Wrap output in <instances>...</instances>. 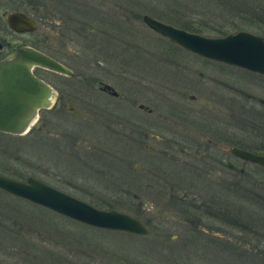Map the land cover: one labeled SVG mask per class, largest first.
<instances>
[{
    "label": "flooded vegetation",
    "instance_id": "flooded-vegetation-1",
    "mask_svg": "<svg viewBox=\"0 0 264 264\" xmlns=\"http://www.w3.org/2000/svg\"><path fill=\"white\" fill-rule=\"evenodd\" d=\"M94 1L96 6H91L90 0H0V60L7 57L16 48L26 46L49 56L70 71V74L66 75L40 67L31 69L33 76L49 85L51 89L50 104L48 107L36 110L30 127L24 133L10 134L0 131V141H3L0 142V176L20 182L27 178H33L99 209H114L133 216L124 210L115 208V205H123L126 208L132 207L131 210L137 215L133 217L146 227L145 223L138 218L146 212L138 191L146 190L147 193L157 195L165 193L164 189H166L167 183L153 181V176L155 174L157 179L159 178L158 174L165 173V165H167L170 152L174 149L176 142L183 143L177 148L181 155L194 156L196 165L204 164L214 171H217L219 166L222 167L223 160L221 157L224 153L232 155L229 152V147H221L217 143L216 139L223 140L224 138L219 133L198 136L194 133H180L179 131L186 130L185 127L176 130L175 119L182 122L179 117L180 112L177 107L168 105L165 101L155 103L150 97L152 85L156 82L154 79L152 80V71L148 67L152 66L155 58L163 62H176L184 53L204 61L212 60L186 51L153 31L142 21V16L145 14L140 17L143 29L156 34L167 47L164 48L163 45L160 53H156V55L147 48L142 49L145 52L143 53L139 45L148 46L149 49L151 47L149 43L146 45L145 32L140 31V36L137 38L145 44L133 42L136 38L135 35L138 36L137 24L134 23L137 13L133 10L123 11L120 5L121 0ZM107 1L112 5H107ZM132 1L138 3L137 0ZM14 14L20 15L19 18L22 22L20 21L16 27L22 30H16L9 24V17ZM263 18L261 17L262 24H264ZM155 19L159 20L158 17ZM161 22L190 33L212 37L238 31L222 32L218 29L214 34L208 35L202 33L201 30H196L209 27L201 21L194 23L188 21V24H196V26L191 25L190 30L183 26L187 23L177 25L170 20ZM258 35L262 36L261 34ZM24 36L29 37L25 38ZM74 41L81 42V47L77 48L78 52L76 53L73 47ZM139 48L140 53L138 52ZM123 56H126L128 60L126 58L124 60ZM66 59L70 61L81 60L82 69H72L64 62ZM138 61L141 63L135 64ZM90 62L93 63L95 71L90 70ZM212 62L221 65V67L229 66L217 61ZM103 64L107 67H103ZM38 70L49 71L52 75L51 82L45 81ZM127 77H132L133 80L127 79ZM189 98L192 97L189 96ZM123 102H126L125 106H123ZM154 107H162L165 112L155 116ZM86 110L91 111L94 115L91 118L93 127L89 123L82 125L79 122L80 120H88L85 118ZM49 116L51 118H48ZM74 131L76 133L82 131V134H75ZM30 133L52 137L53 147L58 153L49 157V163L51 164L50 167H54L55 170L43 169L41 166L35 165V167L32 166L34 172L26 175L23 171V167H25L23 160H20L22 162H18L15 167L10 166L11 158L13 163L18 161L19 157L16 154L21 147L19 143L4 137H8V139L10 137H24L29 136ZM91 140L101 143L100 154L91 151V149H97ZM126 140L130 142V148L125 145L122 146L121 141L126 142ZM189 148H193V153L188 151ZM78 150L85 154L84 161L86 164L85 166L82 164L80 168L70 166L68 158L61 159L59 155V153L66 151L68 156H76ZM13 151L17 153L13 154ZM37 151L42 152L39 149ZM37 156L39 159L42 157L41 155ZM226 166L228 169H232L228 162ZM93 173L101 176L104 174L112 176V180L108 182L120 188L117 190L116 197H110L108 201H103L102 196L97 194L90 197V200H85L63 189L64 186L66 189L79 190L85 196L93 195L89 192L93 185H97V183L89 181V179H94ZM78 174H81V183L70 178L79 176ZM157 189L158 191H156ZM218 189H223L229 193L231 190L227 182L220 183ZM187 195H190L189 200H187ZM211 195L210 199L199 201L198 204L196 203V196L186 192L177 199L183 204L185 214L183 211L181 214L185 217L188 213L184 210V206L186 208L193 205L196 209V214H189V219H185L193 228V230H186V232L199 233L195 245L201 250V255L205 254V249H215L220 253L224 249L230 251L231 248L226 247H233L235 242L232 239L234 229L237 231V227L244 228L243 224L235 222L234 217L236 216L232 213L230 205L222 203L216 192L211 193ZM17 201L31 206L34 213L29 214V216L35 217L34 221H37L39 226L46 217L42 213L44 210L56 216L64 217L0 188V237L2 238H0V243L2 244L5 242L3 240L5 237L21 239L23 236L20 232L21 228L10 229L2 224L4 217L26 215L25 212L12 215L5 212L7 210L16 211V207H10L6 203L17 204ZM148 215L155 217L153 213H148ZM183 231L181 233H184ZM34 235L40 237L39 232ZM182 242L189 243L190 241L183 239ZM41 247L43 246L39 241V250ZM42 251L44 252L42 255L47 254L51 264H53L57 256L56 253L52 249ZM254 253L258 255L259 251H254ZM255 263L263 264L260 261ZM83 264L86 263L83 262ZM203 264L218 263L211 261ZM229 264L231 263L229 262Z\"/></svg>",
    "mask_w": 264,
    "mask_h": 264
},
{
    "label": "rangeland",
    "instance_id": "rangeland-1",
    "mask_svg": "<svg viewBox=\"0 0 264 264\" xmlns=\"http://www.w3.org/2000/svg\"><path fill=\"white\" fill-rule=\"evenodd\" d=\"M137 1L138 3H134L132 0H121L120 5L123 11L133 10L137 13L134 23L137 24L138 36L135 35L136 38L133 42L145 44L137 39L140 36V31L145 32L146 45L149 43L151 48L144 45H139V47L141 50L147 48L155 55L160 53L163 45L164 48L167 46L160 41L162 39L156 34L143 29L140 19L143 14L153 18L158 17L161 21L170 20L177 25L188 23V21L193 23L201 21L209 26L201 31L208 35L214 34L218 29L222 32L242 29L259 34L256 25L257 8L264 7V0ZM230 1L233 2L230 3ZM228 2L229 4H227ZM89 4L97 5L94 0H90ZM107 5H112V3ZM243 6L249 7V15L255 17V22L251 23L252 25L247 26L242 19L236 18V8L240 9ZM24 37L28 38L29 36ZM80 44V41H74L75 53L78 52L77 48L81 47ZM140 48L138 49L139 53ZM143 53L145 52L143 51ZM79 56L81 55L79 54ZM125 58L127 59L126 56H123L124 60ZM157 59L155 58L152 66L148 67L152 71V80L154 79L156 82L153 83L152 92L149 95L155 103L165 101L168 105L178 108L182 122L175 119L176 130L185 127V131H178L194 133L198 136L219 133L224 138L223 140L216 139L217 143L225 148L230 146L244 149L247 147L256 148L262 144L259 132L264 131L263 77L236 67H221L217 63L204 61L187 53H184L176 62H163ZM64 62L74 70L82 69L81 60L66 59ZM138 63L140 64L141 61L135 62V64ZM89 64L90 70L95 71L93 63ZM103 67L107 66L103 64ZM38 72L45 81L51 82L52 75L49 71L38 70ZM127 79L133 80L132 77H127ZM125 105L126 102H123V106ZM154 108L155 116L163 114L162 107ZM257 112L261 116L260 120L256 117ZM254 114L256 115L252 116ZM93 116L91 111L86 110L85 118L89 121H78L82 125L89 123L93 127L91 120ZM74 133L82 134V131H77V133L74 131ZM4 138L19 143L21 147L18 153L12 152L13 154L17 153L19 159L13 163L11 158V167H15L18 162H22L20 160H23L25 163L23 171L26 175L34 172L32 166L35 167V165H39L43 169L55 170L54 167H50L49 157L53 154L56 155L58 151L53 147V139L50 135L38 136L30 133L29 136L24 137ZM233 140L239 143H232ZM91 142L94 143L93 146H97V149H91V151L100 154L101 143H96L94 140ZM121 143L122 146L129 147L130 145L127 140L126 142L121 141ZM150 144L152 143L150 142ZM181 145H183L182 142H176L174 145L167 165H165V173L158 174L159 178L157 179L155 174L153 176V181L167 183L166 189H164L165 193L157 195L147 193L146 190L138 191L143 207L146 209V212L138 218L145 223L148 229L146 235L104 231L56 216L46 210H42L46 217L39 226L38 222L34 221L36 218L29 216L34 213L31 206L20 201H17V204L6 203L10 207H16V211H5L7 214H23L20 212H25L26 215L1 219L2 224L10 229L21 228L20 232L23 236L21 239L17 237L3 239L5 242L0 243V264H51L47 254L42 255L44 253L42 250L48 249H52L57 255L53 264H83V262L86 264H203L211 261L218 264H229V262L231 264H256L255 262L260 261L264 264V171L255 164L243 161L228 153H224L221 157L222 167L219 166V169L214 171L207 165H196L194 156L181 155L177 150ZM246 150L260 153L252 148ZM66 151L59 153L61 159L68 158V163L72 167L80 168L82 164L85 166L83 151L78 150L76 156H68ZM188 151L192 152L193 148H189ZM37 155L42 156L41 160ZM227 162L231 165V170L226 166ZM93 174L94 179H89V181L97 183L89 189L93 195L85 196L79 190L66 189L64 186L63 189L85 200H90V197L97 194L102 196L103 201H108L110 197H116L117 190L120 188L108 182L112 180V176ZM78 175L80 177H70L71 180L81 183V174ZM226 182L231 188L230 193L218 189L220 183ZM184 192L194 194L197 204L199 201L210 199L211 193L216 192L218 199L224 204L228 203L236 217L239 215L238 219L244 228L237 227V231L234 229L233 247H226L231 248L230 251L224 249L220 253L215 249H205V254L201 255V250L199 251L195 245L199 233L186 232V230H193L192 226L185 221V219H189V214L185 217L177 209L178 203H173ZM189 198L190 195H187V200ZM115 208L137 216L131 210L132 207L126 208L117 204ZM148 213L155 214V217H150ZM161 218L162 220H160ZM38 232L40 237L34 235ZM183 239H188L190 242L183 243ZM39 241L42 243V250H39ZM237 241L238 243H236ZM257 250L259 251L258 255L254 253Z\"/></svg>",
    "mask_w": 264,
    "mask_h": 264
},
{
    "label": "water",
    "instance_id": "water-1",
    "mask_svg": "<svg viewBox=\"0 0 264 264\" xmlns=\"http://www.w3.org/2000/svg\"><path fill=\"white\" fill-rule=\"evenodd\" d=\"M19 17L17 14L9 17V24L16 30H22L16 27L22 22ZM142 21L186 51L264 76V39L258 34L238 30L212 37L175 28L146 14L142 16ZM33 67L70 74L67 68L49 56L26 46L16 48L0 60L1 132L24 133L30 127L36 110L50 104L51 89L43 80L33 76ZM229 152L264 170V154L235 146L229 147ZM0 188L90 227L136 235L148 233L147 228L133 216L114 209L96 208L33 178L20 182L0 176Z\"/></svg>",
    "mask_w": 264,
    "mask_h": 264
},
{
    "label": "trees",
    "instance_id": "trees-1",
    "mask_svg": "<svg viewBox=\"0 0 264 264\" xmlns=\"http://www.w3.org/2000/svg\"><path fill=\"white\" fill-rule=\"evenodd\" d=\"M233 1H230V3H232ZM227 4H229V2L227 3ZM259 6V5H258ZM249 8V7H248ZM246 6H243V7H241L240 9H238V8H236V12H235V14L237 15L236 16V18H240V19H242L245 23H246V25L247 26H249V25H252L251 23H253V22H255V17L253 16V15H249V12H250V9H248ZM238 9V10H237ZM258 10H257V16H256V25L258 26V29H259V34H261L263 37H264V24H262V22H261V17H264V7L263 6H261V7H258L257 8ZM262 20H264V18L262 19ZM193 23V22H192ZM191 25H193V24H184L183 26H184V28H186V29H189L190 30V28H192V26ZM203 29H205L204 27H202V28H200V29H196L197 31H202ZM191 30H193V29H191ZM259 76V75H258ZM261 77H263V76H261ZM264 78V77H263ZM259 102H261V101H259ZM256 114H254V115H252V116H255ZM262 115L264 116V113H262ZM257 118H259V120L261 119V116L259 115V113L257 112V116H256ZM259 137L261 138V141H262V144L261 145H259L258 147H247V148H245V149H253V150H255V151H258V152H260V153H264V145H263V143H264V131H260L259 132ZM232 143H239L238 141H232ZM252 151V150H251ZM260 168V167H259ZM261 170H263L262 168H260ZM264 171V170H263ZM173 203H178V207H177V209H179V212L180 213H182V211H183V204L180 202V201H178V200H176V201H174ZM180 208H182V209H180ZM187 208V209H186ZM185 208V206H184V210L186 211V213H188V214H190V215H193V213L194 214H196V212H195V207L193 206V205H189V207H186ZM191 208V209H190ZM33 210V209H32ZM188 211V212H187ZM43 213V212H42ZM183 214H185V212L183 211ZM235 216V215H234ZM239 216V215H238ZM234 219H235V222H240V220L237 218V217H234ZM104 231H106V230H104ZM108 231V230H107ZM118 232H120V231H118ZM120 233H126V232H120ZM129 234H131V233H129ZM199 251H200V249H198Z\"/></svg>",
    "mask_w": 264,
    "mask_h": 264
}]
</instances>
